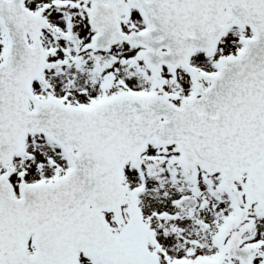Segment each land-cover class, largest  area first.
Listing matches in <instances>:
<instances>
[{
	"label": "snow or ice",
	"instance_id": "obj_1",
	"mask_svg": "<svg viewBox=\"0 0 264 264\" xmlns=\"http://www.w3.org/2000/svg\"><path fill=\"white\" fill-rule=\"evenodd\" d=\"M0 264H264V0H0Z\"/></svg>",
	"mask_w": 264,
	"mask_h": 264
}]
</instances>
